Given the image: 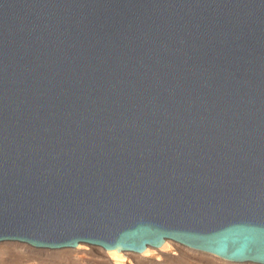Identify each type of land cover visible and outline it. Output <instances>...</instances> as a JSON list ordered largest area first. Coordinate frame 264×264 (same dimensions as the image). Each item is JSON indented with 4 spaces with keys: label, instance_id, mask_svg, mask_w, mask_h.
I'll list each match as a JSON object with an SVG mask.
<instances>
[{
    "label": "water",
    "instance_id": "water-1",
    "mask_svg": "<svg viewBox=\"0 0 264 264\" xmlns=\"http://www.w3.org/2000/svg\"><path fill=\"white\" fill-rule=\"evenodd\" d=\"M264 264V0H0V243Z\"/></svg>",
    "mask_w": 264,
    "mask_h": 264
},
{
    "label": "rangeland",
    "instance_id": "rangeland-1",
    "mask_svg": "<svg viewBox=\"0 0 264 264\" xmlns=\"http://www.w3.org/2000/svg\"><path fill=\"white\" fill-rule=\"evenodd\" d=\"M0 264H253L231 263L216 256L199 252L173 241L148 252L124 253L122 259L107 250L90 245L62 250L35 249L30 246L0 243Z\"/></svg>",
    "mask_w": 264,
    "mask_h": 264
},
{
    "label": "bare ground",
    "instance_id": "bare-ground-1",
    "mask_svg": "<svg viewBox=\"0 0 264 264\" xmlns=\"http://www.w3.org/2000/svg\"><path fill=\"white\" fill-rule=\"evenodd\" d=\"M149 250V249H148ZM148 250H146L145 252H148ZM109 253H111L112 255H114L115 257L117 258H120L122 259L123 256H124V253H120V252H117V251H113V250H107ZM143 254V253H142Z\"/></svg>",
    "mask_w": 264,
    "mask_h": 264
}]
</instances>
